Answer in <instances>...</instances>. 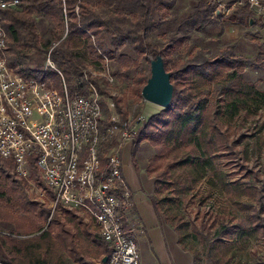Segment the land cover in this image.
<instances>
[{"label":"trees","instance_id":"obj_1","mask_svg":"<svg viewBox=\"0 0 264 264\" xmlns=\"http://www.w3.org/2000/svg\"><path fill=\"white\" fill-rule=\"evenodd\" d=\"M168 5L167 0H22L16 8L0 9L6 33V61L22 75L39 78L49 51L50 59L70 81L81 73L87 60L102 63L114 59L119 67L125 68L120 76H127L129 65L138 66L140 58L150 65L148 56L160 55L165 70L170 72L172 97L167 107L147 116L139 128L130 148L132 160L135 162L136 149L144 140L156 149L153 160L167 158V165L154 180V193L159 195L152 198L155 210L172 222L181 244L198 236L201 251L193 256L194 264H228L233 252L227 239L233 234L238 239H264V184L255 181L254 169L234 177L223 167L228 159L245 166L238 160L243 154H239L232 132L264 112V90L245 79L243 70L253 64L252 60L235 55L231 45H225L213 57L201 51L192 52L187 60L172 65L170 57L182 45L188 30H206L223 20L245 26L263 23L246 6L235 8L224 19H214L209 16L210 7L206 4L179 19L168 41L158 47L148 40V33L157 28L156 11H166ZM106 7L113 14L103 18L99 13ZM65 28L67 32L62 37ZM255 65L262 67L260 61ZM149 75L150 69L147 76L134 80L137 83L134 91L139 96ZM212 83L215 88L209 97ZM97 87L100 93L104 92L98 84ZM113 98L121 117L126 118L127 113ZM100 102L105 107L102 98ZM256 141L260 147V141ZM33 162L30 156V175L36 176ZM12 166L11 158L0 156V223L10 225L11 233H0V261L52 263L48 258L54 254L53 244L69 242V230L59 224L60 210L76 214L58 205L45 225L50 208L32 199L22 180L11 177ZM205 177L209 185L227 194L230 203L241 211L245 224H230L219 215L214 232L208 225L198 228L195 224H191V231L189 222L181 216L171 220L175 215L168 216L169 208L164 210L162 202L191 190ZM34 232L38 234L19 237Z\"/></svg>","mask_w":264,"mask_h":264},{"label":"built area","instance_id":"obj_2","mask_svg":"<svg viewBox=\"0 0 264 264\" xmlns=\"http://www.w3.org/2000/svg\"><path fill=\"white\" fill-rule=\"evenodd\" d=\"M21 1L0 0V9L16 8ZM208 5L211 18L224 19L246 6L264 24V0H209ZM5 40L0 18V156L12 159L13 174L26 180L27 193L46 202L51 212L60 205L96 226L108 247L104 264H143L132 232L137 216L121 154L147 116L122 118L111 98L104 107L91 75L82 69L66 80L49 51L39 78L22 75L7 64ZM104 75L112 80L110 72ZM30 156L37 171L33 177Z\"/></svg>","mask_w":264,"mask_h":264},{"label":"rangeland","instance_id":"obj_3","mask_svg":"<svg viewBox=\"0 0 264 264\" xmlns=\"http://www.w3.org/2000/svg\"><path fill=\"white\" fill-rule=\"evenodd\" d=\"M167 2L169 5L166 11L162 9L156 11L155 19L157 28L150 30L148 33V40L158 47L164 45L168 41L171 31L179 19L188 12H191L195 7L201 8L208 4L209 0H167ZM99 14L103 18H106L113 13L106 7L104 10L101 9ZM66 32L67 29L65 28L62 37L65 36ZM177 34L179 35V33ZM225 45H231L230 49L235 55H242L252 60L253 64H249L244 68L243 75L245 79L253 83L257 89L264 90V24H248L245 26L223 20L220 25H211L206 30H188L185 33V39L182 45L171 54L170 65L187 60L192 52L201 51L205 55L213 57L218 54ZM119 49L123 50V47ZM91 56L94 58L93 54H91ZM148 57L149 59L152 58L151 56ZM105 60L106 62L102 63H94L87 60L84 62L82 69L86 70L88 74L91 75L92 80L103 89L104 92L101 97L103 101L105 102L108 98L114 101L115 112L120 117L121 113L118 111L113 97L117 99L118 105L127 113L128 117L135 116L139 113L149 116L153 112L161 109V106L143 99L141 93L139 96L134 91L137 85L134 81L136 77L140 76L144 78L148 75L150 65H148L145 59L140 58L138 66L129 65L127 76H120V73L124 72L125 68L119 67L116 60ZM259 61L262 63V67H257L255 65ZM105 71L112 74V80L106 79L104 75ZM51 75L57 80L55 72L52 71ZM214 88L215 84L212 83L207 93L209 97L212 96ZM106 114L108 115L107 110ZM260 123L263 125L258 128ZM227 130L229 131L231 129L227 127ZM234 130L235 131L232 132V137L235 139V146L239 148V154H243V157H239L238 160H242L245 166L235 165L237 162L235 159H228L223 163L224 169L234 173V177L243 175L247 170L254 169L257 173V179H255V181L257 180L258 183L264 184V112L262 111V114L254 116L251 121L246 122L242 127ZM256 140L260 141V147H257ZM155 151L154 145L144 140L139 144L135 152L136 163L144 165L145 169L149 171V175L153 176L154 180L156 174L162 171L168 162L167 158L153 160L152 158ZM127 154H129L128 149L124 151V155ZM13 170L14 167L12 166L10 170L11 177L20 179L13 174ZM22 181L26 191L27 182L26 180ZM27 194L32 199L40 201L33 193L28 192ZM158 196L159 195H155L153 191V197L157 198ZM40 202L47 205L46 202ZM162 204L164 210L166 207L169 208L167 212L168 216L170 214L175 215L174 219L171 220H177L181 216L185 221L189 222L190 230L192 229L191 224H195L198 228L208 225L210 231L214 232L219 225V215H223V220L230 224H245L241 211L230 203L229 197L225 192L209 185L207 177L198 182L191 190L174 196L170 201L166 200L162 202ZM62 209L64 208L62 207ZM60 211L62 212L58 216L61 221L59 224H61V227L69 230L68 240L75 243V239H77L78 235L76 230L80 231V227L82 226L90 228L87 221H91L85 219L86 217L84 218L83 215L75 211L73 212H75L76 216H72L70 213L65 214L63 210ZM52 212H50L49 218L46 219L45 225H48ZM162 218L169 225L173 226L172 222H169L163 216ZM9 228L10 225L0 223L1 234H11L8 232ZM36 234H38V232L20 235L19 237ZM227 242L231 243V252H233V255L228 260V264H264V239H254L250 237L238 239L234 237L233 234V237L227 239ZM62 243L63 242L58 241L53 244L52 248L54 254H52L48 260L52 262L56 261V254L63 250ZM183 243L185 244L184 247L190 250L193 256L196 251H201V245L197 235L192 238V240L188 239ZM203 262H205V260H203Z\"/></svg>","mask_w":264,"mask_h":264},{"label":"crops","instance_id":"obj_4","mask_svg":"<svg viewBox=\"0 0 264 264\" xmlns=\"http://www.w3.org/2000/svg\"><path fill=\"white\" fill-rule=\"evenodd\" d=\"M130 148L126 146L122 150V174L133 191L137 221L132 232L142 263L194 264L192 253L181 244L174 227L155 210L152 202L154 178L144 165L133 162ZM127 149L129 154L124 155ZM87 223L90 228L82 226L80 231L76 230V242L62 244V252L59 251L56 261L49 264H104L107 244L100 238L96 226ZM124 230L128 232V226L125 225Z\"/></svg>","mask_w":264,"mask_h":264},{"label":"water","instance_id":"obj_5","mask_svg":"<svg viewBox=\"0 0 264 264\" xmlns=\"http://www.w3.org/2000/svg\"><path fill=\"white\" fill-rule=\"evenodd\" d=\"M172 92L170 72L165 70L161 56L156 55L154 58H150V75L141 88L142 98L165 108L171 100ZM106 259L107 255H104L103 261L105 262Z\"/></svg>","mask_w":264,"mask_h":264}]
</instances>
